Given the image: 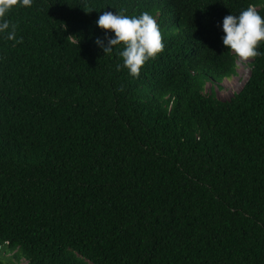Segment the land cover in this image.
<instances>
[{"label": "trees", "instance_id": "trees-1", "mask_svg": "<svg viewBox=\"0 0 264 264\" xmlns=\"http://www.w3.org/2000/svg\"><path fill=\"white\" fill-rule=\"evenodd\" d=\"M249 5L264 17V0H33L6 13L0 264H264V42L227 99L204 92L236 72L222 22ZM121 10L163 34L138 78L124 45L96 43L114 38L99 16Z\"/></svg>", "mask_w": 264, "mask_h": 264}, {"label": "clouds", "instance_id": "clouds-1", "mask_svg": "<svg viewBox=\"0 0 264 264\" xmlns=\"http://www.w3.org/2000/svg\"><path fill=\"white\" fill-rule=\"evenodd\" d=\"M33 0H0V32H8L7 39H16V25L5 19L6 13L17 5L31 7ZM98 26L114 33L105 46L97 39L96 43L103 48L104 54L110 53L117 45H124L119 55L123 59V67L129 74L138 78L140 70L149 59H155L164 51V38L156 19L144 12L139 17L127 16L112 11H105L97 21ZM223 45L241 60H250L260 53L259 45L264 42V17L249 5L238 16L229 14L222 22ZM22 43V38L17 41ZM79 43V41H78ZM120 70L121 65H117ZM123 91V86L120 89Z\"/></svg>", "mask_w": 264, "mask_h": 264}, {"label": "rangeland", "instance_id": "rangeland-1", "mask_svg": "<svg viewBox=\"0 0 264 264\" xmlns=\"http://www.w3.org/2000/svg\"><path fill=\"white\" fill-rule=\"evenodd\" d=\"M248 61L241 60L237 56L234 59L235 73L229 77H224L219 81V86L211 81H205L204 83V92H209L210 89H213L214 94L219 99H227L232 92L236 91L243 81L245 80L248 74ZM9 253H6L4 256H8ZM20 263H24L25 259L21 258Z\"/></svg>", "mask_w": 264, "mask_h": 264}]
</instances>
